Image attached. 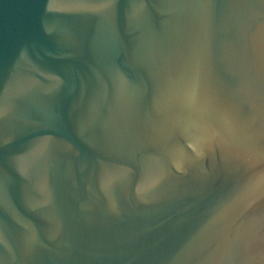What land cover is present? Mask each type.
<instances>
[{"label":"water","instance_id":"1","mask_svg":"<svg viewBox=\"0 0 264 264\" xmlns=\"http://www.w3.org/2000/svg\"><path fill=\"white\" fill-rule=\"evenodd\" d=\"M0 264H264V0H0Z\"/></svg>","mask_w":264,"mask_h":264}]
</instances>
